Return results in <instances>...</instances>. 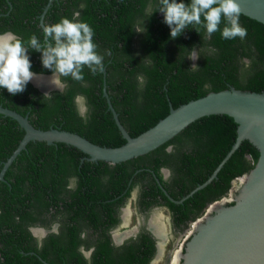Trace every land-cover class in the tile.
<instances>
[{"label":"trees","instance_id":"1","mask_svg":"<svg viewBox=\"0 0 264 264\" xmlns=\"http://www.w3.org/2000/svg\"><path fill=\"white\" fill-rule=\"evenodd\" d=\"M159 7V0H0V34L12 32L25 41L35 34L43 42L39 20L45 26L79 13L78 18L94 30L97 51L104 55L103 70L92 74L85 67L83 81L60 77L64 87L49 91L51 100L29 82L16 95L0 88V105L27 116L36 128L54 127L100 145L119 146L125 139L107 97L129 135L136 136L166 116L170 106L210 91L232 86L264 92L263 23L241 14L240 23L247 28L242 40L224 39L220 31L209 38L201 25H189L172 39ZM193 50L198 58L192 64ZM28 55L31 71L52 74L42 64V53L29 49ZM236 128L229 115L203 116L156 149L116 164L88 160L64 143L28 142L0 179V264H148L155 251L149 235L141 233L136 240L114 246L107 228L84 218L91 200L99 193L123 189L130 179L154 189V182L143 183L145 175L149 169L158 174L163 166L176 175L173 183L181 185L183 195L210 176L234 143ZM23 134L14 119L0 114V170ZM168 145H172L170 152L165 151ZM257 157L258 150L243 140L216 177L189 198L193 206L223 196L231 181L247 173ZM153 194L144 189L139 199L146 205L154 203ZM167 202L173 209L181 207ZM88 211L92 214L93 207ZM54 214L61 219L58 232H48L39 241L30 227L39 222L48 228L49 215ZM83 218V223L88 219L97 227L81 228ZM81 244L93 246L89 258L80 252Z\"/></svg>","mask_w":264,"mask_h":264},{"label":"water","instance_id":"2","mask_svg":"<svg viewBox=\"0 0 264 264\" xmlns=\"http://www.w3.org/2000/svg\"><path fill=\"white\" fill-rule=\"evenodd\" d=\"M237 2L242 14L264 24V0ZM36 74L37 77L48 79L53 75ZM30 83L44 94L53 88L60 90L63 87L60 81L48 88H41L32 80ZM104 94L107 97L106 92ZM107 103L114 122L125 139L119 146L100 145L78 133L54 127L45 130L36 128L27 116L0 105V114L14 119L24 131L17 147L4 162L0 179L3 180L9 164L30 141L64 143L86 154L88 160L116 164L156 149L203 116L226 114L237 124L234 143L208 179L198 184L190 194L216 177L218 170L243 140H247L258 150V157L247 173L232 180L236 189L233 203L228 205L225 201L218 202L214 213L205 216L199 223L185 245L183 264H264V92L240 90L232 86L220 91H210L175 108L170 106L166 116L136 136H130L121 124L108 97Z\"/></svg>","mask_w":264,"mask_h":264},{"label":"clouds","instance_id":"3","mask_svg":"<svg viewBox=\"0 0 264 264\" xmlns=\"http://www.w3.org/2000/svg\"><path fill=\"white\" fill-rule=\"evenodd\" d=\"M159 4L158 10L164 14L172 39L189 25L203 26L209 38L217 31L229 40L237 37L242 40L247 36V28L240 23L242 11L237 0H190L187 3L185 0H159ZM78 17L79 13H76L71 19L62 17L57 23L46 24L43 42L35 34L27 41L13 33L0 34V88L16 95L25 91L31 80L38 78L31 71L29 49L42 53V64L52 70L51 82L54 84L59 83L60 77L83 81L85 67L92 74L102 71L104 55L97 51L94 30ZM106 55H111L110 50ZM190 58H198L195 50ZM44 96L49 100L52 98L49 93Z\"/></svg>","mask_w":264,"mask_h":264},{"label":"flooded vegetation","instance_id":"4","mask_svg":"<svg viewBox=\"0 0 264 264\" xmlns=\"http://www.w3.org/2000/svg\"><path fill=\"white\" fill-rule=\"evenodd\" d=\"M38 24L41 27H44L41 20H39ZM191 60L192 64L196 61V59ZM55 89L56 88H53L51 90ZM77 102L80 113H83L85 111V108L82 104V99L79 102L77 98ZM165 151H172V145H168L167 147H165ZM149 173L150 174L145 175L146 177L143 183H149V181H151L152 183L154 182L156 188L150 190L148 185H143L141 187L139 183H137L136 181V183H133V180L130 179L126 182V186L123 189H111L106 191L105 194L108 196L103 195V193H99L96 196V199H94V201L91 200V203L88 205V210L93 207V213L90 214L88 212H90L91 210H87L84 213V218H93L99 226L107 228L109 239L114 246L122 245L129 239L136 240L141 233L148 234L150 240L154 241L155 249L154 255L148 261V264H154V260L162 256V252L164 249L163 246L165 243L164 240H182V244L180 247V250L182 251L177 252L176 256L178 264H183V253L186 241L191 239L192 235L196 231L197 226L204 220L205 216L214 213V208L216 207L218 202L225 201V203L228 205L233 203L236 189H232V193H230L231 195L228 200V191L233 187L231 181L229 190L223 196H221L219 199H214L207 202L202 207L200 206L199 208H196L193 206V202L189 198L192 197L196 191L192 194H190V192L200 183H198L190 191L186 192L183 195H180L181 185L173 183V179L174 177H176V175L172 172L169 166L160 167L158 169V174L154 173V171H152L151 169H149ZM114 178L116 180V175L114 176ZM70 185H73L72 178L70 180ZM144 189H146V191L149 193H154L151 196L155 199L154 203L146 205L145 202L140 201L139 197ZM167 200L177 206L180 205L181 207L173 209L169 206ZM186 205L189 206L187 207ZM178 209H180L181 211L178 212ZM195 210L196 213H194ZM164 212L167 215L166 217ZM162 213L164 214V216ZM184 213H186L185 216ZM84 218L82 219L81 228L88 229V226H96L93 222V224L89 223L88 219H85V223H83ZM49 219H51V223L48 228L46 225H42L39 222L30 227L31 234H33V236H35V238H37L39 241L48 232H58L61 221L59 215L54 214L53 217L52 215H49ZM131 219L134 221V224L131 225L130 228H128ZM159 226L161 228H159ZM163 226L167 231L165 232V235L164 232H162ZM158 228L161 231L160 234L157 231ZM42 231H44V233L41 234ZM86 236L87 234H84L82 235V238H86ZM84 242L86 243V240H84ZM84 245L85 244L80 245V252L84 257L89 258L91 252L93 251V246H88L87 248H85ZM170 256L171 252L166 258V264H176L177 262L171 260ZM170 261H172V263Z\"/></svg>","mask_w":264,"mask_h":264},{"label":"rangeland","instance_id":"5","mask_svg":"<svg viewBox=\"0 0 264 264\" xmlns=\"http://www.w3.org/2000/svg\"><path fill=\"white\" fill-rule=\"evenodd\" d=\"M233 188L234 187H232L228 191V196H227L228 200L230 198V195H231L230 193H232V189ZM164 214H165V217H166L167 215H166L165 212H164ZM164 214H163V216H164ZM133 224H134V221L131 219L130 224L128 225L129 226L128 228H130V226L133 225ZM162 232H164V235H165V232H167L166 229H164V226H163V231ZM164 241H165V243H164V246H163L164 249H163V252H162V256L160 258H158V259H155L154 260V264H166V258L170 254V252H171V256H170L171 260H173V257H174L173 255H175V253H177V252H181L182 251V250H180V247H181V244H182V240H164ZM186 243H187V241H186ZM170 262L172 263V261H170ZM176 264H178V262Z\"/></svg>","mask_w":264,"mask_h":264},{"label":"bare ground","instance_id":"6","mask_svg":"<svg viewBox=\"0 0 264 264\" xmlns=\"http://www.w3.org/2000/svg\"><path fill=\"white\" fill-rule=\"evenodd\" d=\"M35 84H37L39 87H41V88H48V87H50V86H52V85H55L54 83H52L51 82V79H48V78H41V77H38V78H34L33 80H32ZM159 228H161L160 226H159ZM157 229V231H158V233L160 234L161 233V231H160V229ZM163 229V228H162ZM160 231V232H159ZM160 253V252H159ZM176 254L177 253H175V255H173L174 257H173V261H175V262H177V256H176Z\"/></svg>","mask_w":264,"mask_h":264}]
</instances>
